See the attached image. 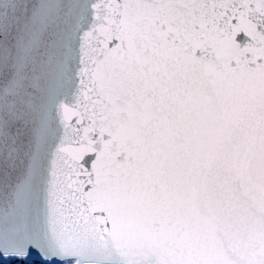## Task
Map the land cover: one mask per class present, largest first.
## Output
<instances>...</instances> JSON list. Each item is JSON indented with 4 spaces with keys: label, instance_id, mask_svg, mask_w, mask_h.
<instances>
[{
    "label": "snow or ice",
    "instance_id": "obj_1",
    "mask_svg": "<svg viewBox=\"0 0 264 264\" xmlns=\"http://www.w3.org/2000/svg\"><path fill=\"white\" fill-rule=\"evenodd\" d=\"M0 264H264V0H0Z\"/></svg>",
    "mask_w": 264,
    "mask_h": 264
}]
</instances>
